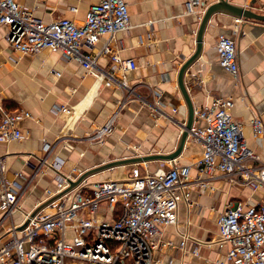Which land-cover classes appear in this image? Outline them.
<instances>
[{
    "label": "crops",
    "instance_id": "obj_1",
    "mask_svg": "<svg viewBox=\"0 0 264 264\" xmlns=\"http://www.w3.org/2000/svg\"><path fill=\"white\" fill-rule=\"evenodd\" d=\"M16 1L44 23L65 18L82 25L90 5L100 0ZM125 1L133 27L127 32L102 37L92 49L83 48L98 55L97 64L104 75L89 72L80 62L65 59L60 53L48 50L36 55L16 53L5 40L8 28L0 26V104L9 112L22 109L32 116L20 124L23 140L0 143L8 179H16V173L29 177L44 156L45 144L57 145L53 155L65 161V172L76 170L83 174L113 161L171 154L177 149L187 121L178 74L196 50L201 17L186 13L187 0ZM207 1L211 5L218 0ZM228 1L264 14V0ZM221 35L236 42L237 76L220 65L216 45ZM203 43L201 57L185 74L195 109L208 106L219 97L232 99L233 118L245 124L248 146L264 155V139L254 138L250 125L255 117L264 122V22L214 15ZM105 44L110 45L112 53L99 54ZM118 54L135 59L139 68L126 72L119 69L114 58ZM55 73H60L58 78ZM106 73L118 82L126 81L134 92L122 109L120 105L127 97V90L118 84L108 86ZM157 101L174 121L158 117L153 106ZM118 110L113 132L102 143L87 141V136L105 125ZM197 124L202 126L204 122ZM134 147H139V151L135 152ZM201 153L200 144L190 139L177 162L194 163ZM157 163L118 166L88 179L91 182L123 179L125 167L139 169L143 174L155 173L159 169ZM196 174L194 171L193 175ZM33 186L31 195L22 203L27 211L44 198L47 189L56 188L50 177L38 179ZM212 186L213 190L203 192L193 189L191 209L180 203L178 226L165 228L162 237L164 243L176 249L163 247L156 253L157 264H222L227 246L217 244L218 216L229 204L264 203V189L252 191L224 178L214 179ZM183 234L190 237L185 250L179 248ZM194 248H198L197 255L193 254Z\"/></svg>",
    "mask_w": 264,
    "mask_h": 264
},
{
    "label": "built area",
    "instance_id": "obj_2",
    "mask_svg": "<svg viewBox=\"0 0 264 264\" xmlns=\"http://www.w3.org/2000/svg\"><path fill=\"white\" fill-rule=\"evenodd\" d=\"M208 6L207 0H187L186 13L202 18ZM128 8L125 0H100L90 5L82 25L65 18L44 23L16 0H0V26L8 28L5 40L16 53L36 55L48 50L80 62L89 72L104 75L97 64L98 55L83 48L92 49L104 36L129 31L133 26ZM216 49L220 65L237 76L235 40L221 35ZM109 53L112 48L105 44L99 54ZM114 58L124 72L139 68L135 59L120 54ZM59 75L55 73L56 78ZM105 76L108 86L118 84L127 90L122 109L134 96L133 90L126 81L118 82L109 73ZM153 106L159 118L174 121L159 101ZM234 106L232 99L219 97L195 109L189 136L200 144L202 153L194 163L165 161L159 162L155 173L132 169L123 179L91 182L87 178L65 193L83 173L64 171L65 161L53 155L57 145L45 144L44 156L27 178L16 173V179H8L4 156L0 154V264H157L156 253L163 247L176 249L164 243V229L178 226L181 202L192 208L193 189L213 190L212 182L217 178L240 183L252 191L264 189V155L248 146L245 124L233 118ZM120 110L87 136V141L102 143L113 132ZM29 118L32 116L28 111L9 112L0 104V143L23 140L20 124ZM250 125L254 138L264 139L263 120L255 117ZM133 150L137 152L139 147ZM45 177H50L56 188L47 189L33 209L25 210L22 203L26 194L38 179ZM217 226V244L227 246L222 264H264V203L229 204L218 216ZM189 239L183 234L179 248L185 250ZM193 254H198V248Z\"/></svg>",
    "mask_w": 264,
    "mask_h": 264
},
{
    "label": "water",
    "instance_id": "obj_3",
    "mask_svg": "<svg viewBox=\"0 0 264 264\" xmlns=\"http://www.w3.org/2000/svg\"><path fill=\"white\" fill-rule=\"evenodd\" d=\"M218 14H225L237 20H244V21L254 20L258 22H264V14L256 13L251 8H245L242 6L232 4L228 0H218L216 3L209 5V7L207 8V10L205 11L204 15L201 18L199 29L197 31L196 50L194 54L182 65L178 74L179 89L181 91V94L183 95L185 104L187 106V121L183 128L177 149L171 154H156V155H147L143 157H132V158H126L123 160L106 163L104 165L91 169L86 173H84L83 175H81V177L77 181L72 182L70 187L63 193L72 190L73 188L78 186L83 180L89 178L94 174L106 170H111L118 166L135 165V164H143L150 162L174 161L181 156V154L183 153L186 147L187 142L190 140L189 131L191 130L195 120V107L190 97L187 86L185 84V74L187 70L201 57L203 52V45H204L203 41H204L205 32L207 30L211 18L214 15H218ZM61 194L57 195L55 198L59 197ZM52 200H54V198L45 202L40 207H38L34 211V214H36L38 211H40L42 208L48 205Z\"/></svg>",
    "mask_w": 264,
    "mask_h": 264
},
{
    "label": "rangeland",
    "instance_id": "obj_4",
    "mask_svg": "<svg viewBox=\"0 0 264 264\" xmlns=\"http://www.w3.org/2000/svg\"><path fill=\"white\" fill-rule=\"evenodd\" d=\"M157 164L160 165L159 163H157ZM133 168H134V167H133ZM131 169H132V168H131ZM131 169H128V168L125 167L124 170H123L124 173L122 172V175H121V176H124V177L129 176V175H130V172H131V171H130ZM141 170H142V169H141ZM33 187H34V186H33ZM33 187H32V189H33ZM32 189H30V191L26 194V197H27V198L29 197V195H31V190H32ZM26 197H25V198H26Z\"/></svg>",
    "mask_w": 264,
    "mask_h": 264
}]
</instances>
